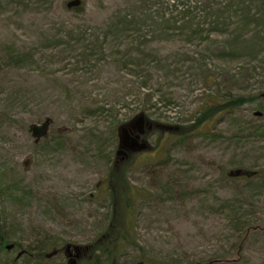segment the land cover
I'll use <instances>...</instances> for the list:
<instances>
[{"label": "rangeland", "instance_id": "rangeland-1", "mask_svg": "<svg viewBox=\"0 0 264 264\" xmlns=\"http://www.w3.org/2000/svg\"><path fill=\"white\" fill-rule=\"evenodd\" d=\"M71 1L0 0V264H264V0ZM113 168L131 197L101 242Z\"/></svg>", "mask_w": 264, "mask_h": 264}, {"label": "trees", "instance_id": "trees-1", "mask_svg": "<svg viewBox=\"0 0 264 264\" xmlns=\"http://www.w3.org/2000/svg\"><path fill=\"white\" fill-rule=\"evenodd\" d=\"M186 1H191V0H186ZM217 0H197L198 3L202 4V8L203 10L207 11L208 13H219V14H223L225 13V11L228 10V8L230 7V5L225 6V4L223 3H219L216 2ZM184 9L189 8L190 4H186L185 2L182 3ZM181 5V6H182ZM82 6H79L77 8H81ZM190 10H188L186 12V16L190 15L187 14L189 13ZM126 18V16H125ZM175 20V17H171L168 19V21H173ZM189 23H193V19L192 21L190 20ZM230 101V100H229ZM234 105L232 104V102H228V103H219V104H212L210 105V108L206 109L204 112H201V117H199L197 119V121L195 122V124L191 125L188 128H184L183 130L181 129L180 132H175V135L177 133H181L182 134H186L188 133V131H194L195 129H199L201 128L204 124H206L209 120H211L216 114L224 112V111H228L230 108H232ZM151 131L150 129L147 130ZM179 135V136H180ZM109 183H110V191H111V195H112V212L110 214V223L109 226L106 228V230L104 231L102 237L100 238L101 242H104L107 238V236L109 234L112 233V230L115 229H121V221H122V214H121V209L119 206L120 203V199H126V203L130 202V189L131 187L129 186L128 182H127V178L124 174L120 173V171L116 170V168H113L112 172H110L109 175ZM235 176V175H234ZM238 177V176H236ZM122 202V201H121ZM120 231V230H119ZM2 236V230L0 228V241L2 243V240L6 239L3 238ZM6 241H8L6 239ZM104 244L100 245L98 247V249H103L104 248ZM21 250L26 251L29 253L28 248H22Z\"/></svg>", "mask_w": 264, "mask_h": 264}, {"label": "flooded vegetation", "instance_id": "flooded-vegetation-1", "mask_svg": "<svg viewBox=\"0 0 264 264\" xmlns=\"http://www.w3.org/2000/svg\"><path fill=\"white\" fill-rule=\"evenodd\" d=\"M143 125H140L137 123V121H130L127 124V132L126 134H123V145H122V149L118 152V155H123V158H128L130 156V154L133 152H137V151H144L146 149H148L149 144L146 138V132L144 131H139L140 127H143ZM119 163V161H114L113 164H117ZM66 254L67 256H72V249L70 248V246H67V248L65 250L61 249V248H57L55 249L52 253L47 255V258H53L56 257L57 255H61V254ZM28 252L24 253V256L27 255Z\"/></svg>", "mask_w": 264, "mask_h": 264}, {"label": "water", "instance_id": "water-1", "mask_svg": "<svg viewBox=\"0 0 264 264\" xmlns=\"http://www.w3.org/2000/svg\"><path fill=\"white\" fill-rule=\"evenodd\" d=\"M81 4L80 0H74L69 2L68 6L69 7H73V6H79ZM139 121L142 123L144 121V117L141 115L139 117ZM52 123V119L47 118L43 123L41 124H34L31 126V131L34 135V137L36 138V143H38L42 137H44L45 135H47L48 131H49V127ZM127 130L123 129V134H126ZM123 140V139H122ZM245 172H243L242 170H236L234 173L235 175H240L243 174ZM13 247V245H8L7 248L11 249ZM21 253L18 255L20 256Z\"/></svg>", "mask_w": 264, "mask_h": 264}]
</instances>
